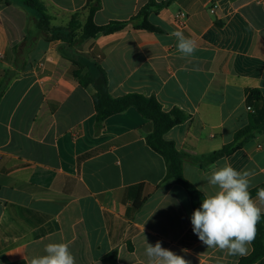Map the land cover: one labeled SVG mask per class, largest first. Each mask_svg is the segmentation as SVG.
Listing matches in <instances>:
<instances>
[{
    "label": "crops",
    "instance_id": "0c3cea01",
    "mask_svg": "<svg viewBox=\"0 0 264 264\" xmlns=\"http://www.w3.org/2000/svg\"><path fill=\"white\" fill-rule=\"evenodd\" d=\"M40 1L54 27L88 15L89 0ZM148 1L99 0L92 21L128 22ZM148 21L158 31L127 24L71 46L49 39L32 9L0 0V264H30L60 242H71L76 264H146L144 236L189 264H237L251 253L230 256L198 239L190 196L146 142L151 121L130 107L97 123L94 90L74 80L70 58L88 71L99 64L113 98L151 97L162 112L184 114L162 138L187 156L182 175L202 196L216 191L205 177L225 161L254 173L250 192L264 189V132L208 160L264 122V0H173ZM177 30L196 41L192 57L177 51Z\"/></svg>",
    "mask_w": 264,
    "mask_h": 264
},
{
    "label": "trees",
    "instance_id": "16d2710c",
    "mask_svg": "<svg viewBox=\"0 0 264 264\" xmlns=\"http://www.w3.org/2000/svg\"><path fill=\"white\" fill-rule=\"evenodd\" d=\"M22 5L32 9L37 14V26L49 39L61 38L71 46H76L84 40L95 37L98 33L110 35L124 28L127 24H133L135 27L147 30L158 31L149 21V15L169 4L167 2L157 4L155 0H149L138 13L128 22H112L108 25L97 26L93 23L92 17L99 9V0H89L86 6L88 12L84 24L80 23L79 13L71 16L68 25L65 28L54 27L51 24V17L47 14L44 4L40 0H16ZM72 64L71 74L74 80L82 87H92V103L96 114V122L100 123L106 118L121 113L127 108L133 107L140 115L151 121L153 131L147 135L146 142L148 146L160 154L167 166V178L173 179L180 184L190 196L194 210L199 208L203 196L189 183L182 175V162L187 158L185 154L177 152L172 143L166 142L163 134L175 125L185 120L184 114L179 110H173L170 113H164L161 106L154 98H146L137 94H128L122 97L113 98L109 94L108 80L104 69L95 63H92V71H88L87 65H83L78 58H70ZM6 85V83L4 84ZM4 85H0V95L3 92ZM264 132V122L260 125H249L237 131L233 141L220 150L211 153L208 156L210 162L227 156L238 150L245 142L254 137L257 133ZM259 189L251 191V196H255ZM136 208L140 206L137 203ZM251 253L241 258L237 264H254L264 257V215L257 225V234L251 243Z\"/></svg>",
    "mask_w": 264,
    "mask_h": 264
},
{
    "label": "clouds",
    "instance_id": "9594fccd",
    "mask_svg": "<svg viewBox=\"0 0 264 264\" xmlns=\"http://www.w3.org/2000/svg\"><path fill=\"white\" fill-rule=\"evenodd\" d=\"M169 35L176 39L177 51L182 57L194 55L197 50L194 39L179 30ZM253 175L251 170H237L225 161L205 177L207 184L216 191L204 194L200 207L193 211L190 219L193 233L207 248L219 249L230 256L248 254V246L254 241L261 220L260 205H264V189L257 192L259 204L249 191ZM144 238L146 264H189L183 256L162 247L159 240L153 245ZM70 243L46 244L45 255L33 257L30 264H76Z\"/></svg>",
    "mask_w": 264,
    "mask_h": 264
},
{
    "label": "built area",
    "instance_id": "2783aa9c",
    "mask_svg": "<svg viewBox=\"0 0 264 264\" xmlns=\"http://www.w3.org/2000/svg\"><path fill=\"white\" fill-rule=\"evenodd\" d=\"M216 9V5L213 4L212 8L210 9L211 13H214V10ZM185 19L186 16L183 13H179L176 18H175V23L179 26V27H183L185 24Z\"/></svg>",
    "mask_w": 264,
    "mask_h": 264
}]
</instances>
